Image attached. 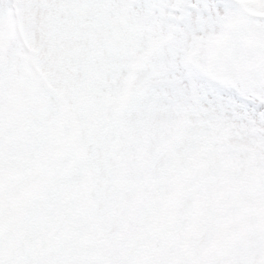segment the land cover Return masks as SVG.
Wrapping results in <instances>:
<instances>
[{
    "label": "snow or ice",
    "instance_id": "snow-or-ice-1",
    "mask_svg": "<svg viewBox=\"0 0 264 264\" xmlns=\"http://www.w3.org/2000/svg\"><path fill=\"white\" fill-rule=\"evenodd\" d=\"M0 264H264V0H0Z\"/></svg>",
    "mask_w": 264,
    "mask_h": 264
}]
</instances>
